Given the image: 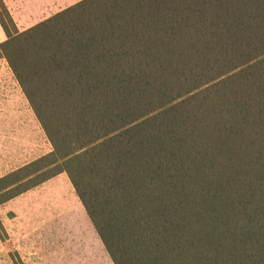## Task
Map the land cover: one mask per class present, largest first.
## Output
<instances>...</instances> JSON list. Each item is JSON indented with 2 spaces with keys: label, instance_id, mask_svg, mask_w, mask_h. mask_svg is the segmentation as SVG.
<instances>
[{
  "label": "trees",
  "instance_id": "trees-1",
  "mask_svg": "<svg viewBox=\"0 0 264 264\" xmlns=\"http://www.w3.org/2000/svg\"><path fill=\"white\" fill-rule=\"evenodd\" d=\"M0 26L51 146L0 205L65 173L112 264H264V0H78L22 30L0 0Z\"/></svg>",
  "mask_w": 264,
  "mask_h": 264
},
{
  "label": "rangeland",
  "instance_id": "rangeland-1",
  "mask_svg": "<svg viewBox=\"0 0 264 264\" xmlns=\"http://www.w3.org/2000/svg\"><path fill=\"white\" fill-rule=\"evenodd\" d=\"M12 1L13 18L24 27L78 0ZM50 148L0 58V176ZM0 222V264H112L65 173L1 204Z\"/></svg>",
  "mask_w": 264,
  "mask_h": 264
},
{
  "label": "crops",
  "instance_id": "crops-1",
  "mask_svg": "<svg viewBox=\"0 0 264 264\" xmlns=\"http://www.w3.org/2000/svg\"><path fill=\"white\" fill-rule=\"evenodd\" d=\"M4 1V3H5V5H6V7H7V9H8V11H9V13L11 14V16L12 17H14L13 15H14V13H15V4H14V2L12 1V0H3ZM23 6V9H25V4L24 5H22ZM14 19V18H13ZM44 19V18H43ZM42 20V19H41ZM15 21V20H14ZM40 21V20H39ZM38 22V21H37ZM15 23H16V21H15ZM36 23V22H35ZM34 24V23H33ZM33 24H31V25H33ZM16 25H17V28L19 29V30H22V29H25V28H27V27H29V26H31V25H27V26H24V27H19V25L16 23ZM5 38V35H4V32H3V30H2V28H1V26H0V42L3 40ZM1 59H3V58H1Z\"/></svg>",
  "mask_w": 264,
  "mask_h": 264
}]
</instances>
